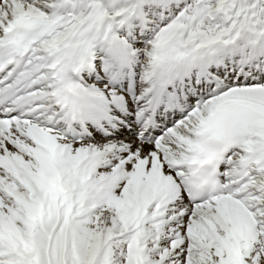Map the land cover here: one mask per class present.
<instances>
[{
  "label": "snow or ice",
  "instance_id": "obj_1",
  "mask_svg": "<svg viewBox=\"0 0 264 264\" xmlns=\"http://www.w3.org/2000/svg\"><path fill=\"white\" fill-rule=\"evenodd\" d=\"M0 264H264V0H0Z\"/></svg>",
  "mask_w": 264,
  "mask_h": 264
}]
</instances>
